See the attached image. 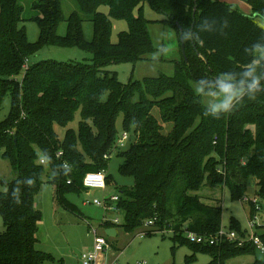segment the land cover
<instances>
[{
    "label": "trees",
    "instance_id": "1",
    "mask_svg": "<svg viewBox=\"0 0 264 264\" xmlns=\"http://www.w3.org/2000/svg\"><path fill=\"white\" fill-rule=\"evenodd\" d=\"M75 1L93 24L91 41L85 39L78 12L66 19L60 0H33L37 14L32 19L40 37L32 43L19 0H0V96L11 99L10 114L0 122V151L16 175L0 180L5 188L0 193L5 227L0 264H66L38 248L42 214L35 201L45 167L59 206L82 218L66 197L85 188L88 173L107 171L105 156L110 158L122 136L117 127L121 115L125 133L131 134L118 155L123 160L119 173L133 185L116 189L124 223L103 222L104 232L133 234L156 219L148 231H171L175 246L209 253L210 264L258 255L251 244H192L186 233L214 235L222 227L223 208L207 205L195 194L204 186L226 188L233 200L242 201L255 179L256 195L264 201V0H245L252 15L220 0ZM146 2L163 19L148 20ZM115 20L128 24L117 43L111 39ZM64 22L67 31L61 36ZM151 24L175 29L186 57L175 63L173 77L123 84L107 68L148 59L156 50ZM47 46L77 48L89 53L92 63L28 65ZM192 82L205 93L227 90L236 98L223 110L210 109ZM78 113V128H70ZM56 127L66 130L63 139ZM251 212V217L257 213L255 206ZM230 228L242 233L234 219ZM260 237L264 243V232ZM262 257L252 264H264Z\"/></svg>",
    "mask_w": 264,
    "mask_h": 264
},
{
    "label": "rangeland",
    "instance_id": "2",
    "mask_svg": "<svg viewBox=\"0 0 264 264\" xmlns=\"http://www.w3.org/2000/svg\"><path fill=\"white\" fill-rule=\"evenodd\" d=\"M66 19L74 12H78L84 19V36L87 41L93 39V24L90 18L80 11L75 0H60ZM243 4L245 0H238ZM21 6L25 10L24 26L27 31L28 39L32 43L39 41L40 30L33 17L37 14L32 10L33 0H19ZM101 11L108 13L107 8H102ZM136 14L137 11L135 12ZM144 15L148 20L156 21L163 19V16L152 10L146 2L144 4ZM262 23L261 20L258 21ZM150 33L152 35L155 52L146 60L137 62L136 64L123 63L111 65L107 68L110 72L117 73L118 79L123 84L129 82L144 81L146 78H158L162 75L173 77L175 74V63L183 60V55L180 50L179 37L175 29L170 26L160 24H151ZM128 30L126 21H113L112 42L117 43L118 35ZM67 31V23L61 24L59 34L64 36ZM92 56L77 48H63L59 46H47L42 48L37 54L29 59L28 65H34L46 60L57 62H80L91 64ZM21 80V77H18ZM195 93L200 97L202 103L213 110H223L230 107L233 99L236 98V93L221 90L217 93H205L202 88L192 82ZM11 111V99L9 95L0 96V122L4 121ZM80 114L76 115L75 121L70 125V128L77 129L80 121ZM117 127L120 136L125 133L123 129V116L117 119ZM168 131V126H165ZM56 131L63 139L65 131L60 127H56ZM255 134V128L252 129ZM131 133H129L130 135ZM119 141V140H118ZM128 144V142H127ZM121 148L114 151L108 160L107 176L111 180L105 191L88 190L83 188L80 193L68 194L66 199L72 203L82 214V218L68 212L59 206L56 195V186L49 183L50 170L45 167L44 184L38 194L35 207L41 212L42 220L38 231V248L39 250L53 256L56 260H64L66 264H82V256L91 252L95 244V236L92 232L98 229L100 234H104L101 228V223L105 219L114 221L119 220V224L124 223V214L122 212H104L102 207L92 204H84L85 200H103L104 196L117 195V188L122 186H132L131 178L123 177L119 173V167L123 163L122 158H119ZM16 177L10 162L2 157L0 151V180L10 181ZM256 181L252 179L249 184L246 194L247 202L244 200L238 201L231 198L228 189L221 187L204 186L195 193L199 195L203 202L210 206H221L223 208V224L224 228H230L231 220L234 219L241 226V232L249 230V221L251 207L256 205L251 203L257 199V206L260 208L258 214L264 217V201L256 195ZM5 188L0 186V193L4 192ZM146 237L141 238L139 233L145 231ZM144 228L136 231L133 234L123 232L121 229L117 237H108L110 250L104 253L99 258V264H210L212 256L206 252L195 251L187 245H174L171 231L150 232ZM5 231L3 218L0 214V234ZM264 232V229L262 230ZM151 236H148L150 235ZM141 235V234H140ZM195 257L194 263H189V259ZM256 257L263 258L258 253L256 256L241 255L233 258L227 264H252Z\"/></svg>",
    "mask_w": 264,
    "mask_h": 264
},
{
    "label": "built area",
    "instance_id": "3",
    "mask_svg": "<svg viewBox=\"0 0 264 264\" xmlns=\"http://www.w3.org/2000/svg\"><path fill=\"white\" fill-rule=\"evenodd\" d=\"M130 136L127 133H124L115 147V151L118 149H125L127 142H129ZM106 159H109V156H105ZM44 163V162H43ZM107 172L100 171V172H93L88 173L84 177L83 186L85 189L88 190H98V191H105L108 187L107 185ZM119 200L118 195L114 196H104L103 200H85L84 204H92L98 207H102L104 212L107 214L108 212H119L116 203ZM245 202L248 199H244ZM251 203L256 205L257 213L251 217L249 221V230L239 233L236 230H232L231 228H224L223 226L220 230L214 235H196L193 233H186V239L191 242L192 244L200 245V246H208V247H217L222 246L225 243H236L238 247H243L247 244H251L255 247L257 253L264 256V243L260 237V234L263 232L264 229V217L258 214L260 212V208H258L257 203L258 200H252ZM103 222H111L114 224H119V220L116 219L114 221H110L105 219ZM156 222V219H152L145 223L146 229H151V227ZM104 231V230H103ZM148 231V230H147ZM95 236V244L94 248L88 254L82 256V264H99V258L110 250V245L107 240V236L104 234H100L98 229L92 230ZM146 230L139 235L141 238H145L147 234H145ZM112 264H119L113 262ZM138 264H145V262H141Z\"/></svg>",
    "mask_w": 264,
    "mask_h": 264
},
{
    "label": "crops",
    "instance_id": "4",
    "mask_svg": "<svg viewBox=\"0 0 264 264\" xmlns=\"http://www.w3.org/2000/svg\"><path fill=\"white\" fill-rule=\"evenodd\" d=\"M220 1L225 2V3L229 4V5H232V6L236 7L237 9H239L240 11H242L243 13H245L247 15H252V10L246 4L245 1L243 2V4L241 2H239L238 0H220ZM164 26H167V25H164ZM180 50H181V46H180ZM181 54H182V50H181Z\"/></svg>",
    "mask_w": 264,
    "mask_h": 264
},
{
    "label": "water",
    "instance_id": "5",
    "mask_svg": "<svg viewBox=\"0 0 264 264\" xmlns=\"http://www.w3.org/2000/svg\"><path fill=\"white\" fill-rule=\"evenodd\" d=\"M195 14H196V9L194 10V16H195ZM181 50H182L183 58L185 59L186 54H185V49H184V45L183 44H182ZM105 234H106L107 237H110V238L117 237V231H116V229H107L105 231Z\"/></svg>",
    "mask_w": 264,
    "mask_h": 264
}]
</instances>
